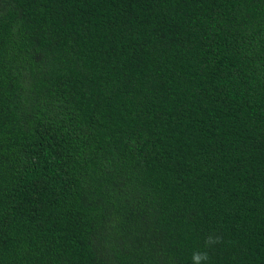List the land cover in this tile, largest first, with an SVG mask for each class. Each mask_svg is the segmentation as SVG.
<instances>
[{
    "label": "trees",
    "instance_id": "trees-1",
    "mask_svg": "<svg viewBox=\"0 0 264 264\" xmlns=\"http://www.w3.org/2000/svg\"><path fill=\"white\" fill-rule=\"evenodd\" d=\"M196 251L264 264V0H0V264Z\"/></svg>",
    "mask_w": 264,
    "mask_h": 264
},
{
    "label": "clouds",
    "instance_id": "clouds-1",
    "mask_svg": "<svg viewBox=\"0 0 264 264\" xmlns=\"http://www.w3.org/2000/svg\"><path fill=\"white\" fill-rule=\"evenodd\" d=\"M221 242V238L215 234H210L205 238V247L211 248L212 246ZM210 259L207 251H196L192 255L193 264H203Z\"/></svg>",
    "mask_w": 264,
    "mask_h": 264
}]
</instances>
